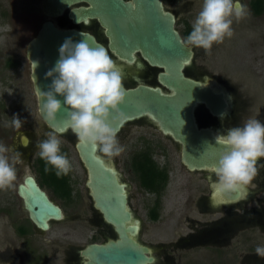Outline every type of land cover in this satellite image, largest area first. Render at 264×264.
<instances>
[{"label": "rangeland", "instance_id": "374dc122", "mask_svg": "<svg viewBox=\"0 0 264 264\" xmlns=\"http://www.w3.org/2000/svg\"><path fill=\"white\" fill-rule=\"evenodd\" d=\"M41 1L0 0V143L11 146L17 151L20 149L19 152L24 153L22 157L24 163L16 165L17 181L15 182V187L8 190H0V240L7 234H13L14 229L11 219L14 220L16 217L26 216V212L16 193L17 184L28 174L39 177L32 159H27L24 155L34 149L37 150V140H43L41 129L44 128V124L42 125L38 112L37 97L30 81L31 68L26 58V51L30 41L38 34L42 23L47 19L41 10ZM190 1L192 3L189 8L198 14L203 0ZM243 1L249 12L251 0ZM183 2L184 0L165 2L166 7L175 13L177 20L180 19L176 23L178 30L183 27L182 19L189 15L183 8ZM54 21L60 26H69L71 23L66 14L59 18H54ZM242 21L245 25L253 27V33L241 37L242 39L231 40L229 46H233L235 41H237L233 49L225 50L215 56L210 55V57H215L216 59L213 61V67L209 71L212 77H208L225 85L234 96V92L228 82L219 79V75L222 72L230 75V82L239 89L237 102L244 104L242 105L244 115H238L237 122L231 121V116H222L219 119L212 117L222 134L226 133L229 128L242 126L244 119L256 118L264 123V59L261 58L264 57V15L251 17L249 14ZM241 22L239 21L238 23ZM72 27L94 33L103 43L108 41L103 27L97 26L95 22L88 25L72 24ZM251 48H254V54H251ZM111 57L116 59L113 54H111ZM9 59L18 60L20 66L16 68L9 67ZM203 62L202 51L197 48V55L192 63H198L202 68ZM147 69L151 73V69L148 66ZM187 71L188 75L195 77L192 74L191 67H188ZM139 82L158 85L157 80L153 76L143 78ZM135 84L125 77V85L131 87ZM22 97L25 98L21 99ZM17 114L22 120L26 121L19 131L11 125V118ZM206 114L207 110L203 106L197 109V116L201 125H205ZM219 120L222 123H219ZM211 122L209 121V125H211ZM53 131L55 130L47 128L45 137L47 138L48 133ZM22 134H32L34 141L30 147H19ZM57 134L61 139V148L68 150L67 156L72 163V171L70 172L72 187L74 191H79L81 196L68 204L65 200L56 196L51 188L43 186L51 198L62 207L64 217L60 221H52L50 230L46 232L39 231L37 237L38 240L42 238L48 240L62 239L63 243L65 241H77L85 246L88 240L91 239V233L84 224L80 223L78 228L82 233L78 236L71 235L70 232L73 229L71 217L76 212H80L84 216L89 209L90 201L86 195L85 188L86 171L75 149L73 136L68 132H57ZM118 138L124 147V151L120 156L110 159L103 153L101 154L117 167L122 181L127 184L130 206L135 217L141 223L138 239L151 247L153 255L156 257V261L152 264H163L166 253L175 255V260L177 261L175 264H232L231 258L233 255H219V253L211 249L216 248V246L209 247L199 241L194 243L196 238L193 236L200 233L202 219L212 218L205 215L207 212L203 213L200 210L198 201L201 194H208L210 180L216 181L214 172L206 170L191 171L184 166L180 158L181 148L179 143L162 133L154 121L148 117L126 123L119 131ZM144 139H148L153 143L156 161L161 166H167L169 170L168 182L163 191V210L158 221L151 220L148 217L147 206L152 204L154 196L144 190L139 183L137 175L128 166L131 155L141 148ZM21 169L23 172L19 173ZM66 232L70 234L64 236ZM238 236L237 234L232 238L229 246H233L236 243ZM186 239L189 240L187 246L184 245ZM177 242L179 244L178 247H173L172 245L177 246ZM162 244H165L167 248L170 246L173 248H171L172 250H163L161 248ZM243 254L242 252L237 255L242 256Z\"/></svg>", "mask_w": 264, "mask_h": 264}, {"label": "water", "instance_id": "95a60500", "mask_svg": "<svg viewBox=\"0 0 264 264\" xmlns=\"http://www.w3.org/2000/svg\"><path fill=\"white\" fill-rule=\"evenodd\" d=\"M126 3L127 0H43L42 11L47 19L27 48L35 92L36 88L48 90L52 78H46V73L55 66L59 49L68 39L74 43L86 40L92 47L102 45L110 56L115 54L129 64L135 63L136 53L141 52L153 67L162 69L158 74L160 84L125 85L127 94L120 106L124 115L113 113L109 123L121 130L130 121L148 117L162 133L179 143L181 160L189 170L213 172L223 146L216 144L219 134L213 128L200 124L197 109L205 106L215 117L228 115L235 100L232 93L228 89L218 90L214 82L188 75L187 68L195 57L193 46L185 44L176 27V15L162 0H136V10ZM66 13L75 25L98 21L108 42L103 43L90 31L60 26L54 21ZM33 62L37 63V68ZM138 64L140 66L141 62ZM58 98L63 104V97ZM38 102L40 116L48 127L73 136L88 169L87 185L95 206L120 232V239L92 243L84 248L81 251L84 261L87 264L154 263L156 257L151 247L133 236L137 233L135 222L138 219L130 206L127 184L120 173L109 167L101 152L90 144L78 143L72 131L71 109L67 105H63L56 120L49 123L41 111L44 101L38 99ZM22 141L26 145L29 139L24 135ZM238 192L223 193L234 200L239 198ZM19 194L31 220L39 228L47 230L53 220L64 217L62 207L51 199L32 174L26 175L19 185Z\"/></svg>", "mask_w": 264, "mask_h": 264}, {"label": "clouds", "instance_id": "9594fccd", "mask_svg": "<svg viewBox=\"0 0 264 264\" xmlns=\"http://www.w3.org/2000/svg\"><path fill=\"white\" fill-rule=\"evenodd\" d=\"M136 10V0L126 3ZM249 15L240 0H203L201 10L192 24L185 44L210 53L214 44H222L234 35L233 21L239 22ZM83 35V33H82ZM35 68L37 63L33 62ZM52 82L47 91L36 88L37 98L44 101L41 107L47 122L56 120L63 105L70 109L72 131L78 143L90 144L108 158L124 151L119 138V128L109 123L113 113L123 117L120 106L125 102L127 89L123 70L100 45L90 46L86 40H66L59 49V59L46 73ZM63 97V104L61 99ZM26 121L19 115L11 118V125L19 131ZM216 144L223 146L217 163L213 166L216 187L221 192L234 193L246 190L258 176L264 164V123L256 118L244 119L242 126L229 128L216 137ZM38 155L46 165L55 169L58 177L72 171V163L61 151V139L56 131L46 139L37 140ZM23 153L0 143V190L15 187L17 164H23ZM45 171H50L48 167ZM256 253L264 257V246Z\"/></svg>", "mask_w": 264, "mask_h": 264}, {"label": "flooded vegetation", "instance_id": "af4514ba", "mask_svg": "<svg viewBox=\"0 0 264 264\" xmlns=\"http://www.w3.org/2000/svg\"><path fill=\"white\" fill-rule=\"evenodd\" d=\"M43 1V0H42ZM41 1V3H42ZM164 5L166 1H174V0H162ZM253 1H250L249 5V14L251 17L253 16H262L264 15V12L261 14H257L254 10L253 6ZM40 3V4H41ZM190 0H184L183 2V8L188 12V16L182 19V24L183 27L182 29L179 30L181 36L183 37L184 41L185 38L190 34L192 30V24L194 20L196 19L197 13L189 8L191 5ZM240 3L245 5V2L243 0H240ZM166 6V5H165ZM167 8V7H166ZM168 9V8H167ZM246 9L247 6H246ZM41 10H42V5H41ZM169 10V9H168ZM171 11V10H170ZM43 12V11H42ZM173 12V11H172ZM174 13V12H173ZM175 14V13H174ZM67 18L70 20L69 26H64V27H72V24H75L74 21L70 18L69 14L66 13ZM177 18V17H176ZM194 19V20H193ZM180 20V19H179ZM177 20V21H179ZM176 21V23H177ZM92 22H95L97 26H101L98 21H91L89 24ZM241 22V20H240ZM57 23V22H56ZM180 23V22H179ZM58 24V23H57ZM86 24V23H83ZM243 21L241 23H238L237 21H233V29H234V35L231 38H225V41L222 44H214L213 48L210 53L206 54L203 49L202 51V56H203V64L202 68L201 65L199 66L198 63H192L191 66V71L192 74L197 77L198 79L202 81H208V82H216L214 79L210 78L212 75L210 74V69L213 67V61H215V57H210V55H217L225 50H231L233 49V46L237 44V41L233 44V46H229V42L232 40L234 41L235 39L244 37L245 35L253 33V27L251 25H243ZM250 24V23H248ZM88 25V24H87ZM264 38V35H263ZM108 39V38H107ZM242 39V38H241ZM108 42V41H107ZM249 46H251L249 44ZM195 56L197 55V48L193 47ZM251 54H254V48L250 49ZM116 59L117 57L115 54H113ZM26 58L28 60V63L31 68L32 72V63L27 57V51H26ZM136 58L137 61L133 64H129L127 60H123L119 58V61L126 62L129 65H132L134 68L139 69L143 68L146 70V76L144 78L154 77L158 84H160L158 80V74L162 70L157 67H153L143 56L141 52L136 53ZM195 58V57H194ZM264 59V57H261ZM138 62H141V65L139 66ZM20 66V63L19 65ZM17 66V67H18ZM148 68L151 69V73L149 72ZM16 68V67H14ZM153 70V72H152ZM188 70V68H187ZM31 72H30V81L32 83V89L34 91L35 96L36 92L34 89L33 85V80L31 78ZM188 73V71H187ZM209 73V74H208ZM210 76V77H208ZM225 76V78H224ZM230 75H227V73H221L219 75V79L222 81L228 82V84L231 86V89L234 92V103H233V108L231 112L228 115L225 116H231L233 122H237L238 115L243 116V106L244 104H241L237 102V96H239V89L237 86L232 84L230 82L231 78L229 77ZM129 79V78H128ZM143 79V78H142ZM131 80V79H130ZM228 80V81H227ZM132 81V80H131ZM136 83L135 85L139 83H144V82H137V81H132ZM25 97H22L23 99ZM23 102V101H22ZM246 105V104H245ZM37 106H38V112H39V102L37 98ZM207 110V114L205 117V125L202 126H208L210 128H213L215 130L217 127V124L214 123V120L212 117L219 119L220 117H215L212 115V113L205 107ZM40 115V113H39ZM222 117V116H221ZM41 118V116H40ZM243 118V117H242ZM241 118V119H242ZM42 120V125L44 126L43 129H41V137L45 139L46 134L45 131L46 129H51L50 127L47 126V124ZM230 120V119H229ZM209 121L211 122V125H209ZM229 122V121H228ZM219 123H222L221 120H219ZM228 124V123H227ZM218 128V127H217ZM27 136L29 141L26 145L23 144L22 137ZM33 137L32 134H22L21 135V143L19 145L20 148H28L33 144ZM74 141V140H73ZM75 145V143H74ZM76 149V146H75ZM20 151V149H18ZM78 155L79 152L76 149ZM153 152L152 156L155 159L154 152L155 149L153 147V143L148 140L144 139L143 144L140 149L135 151L129 160L128 166L130 169L134 172L133 166H132V157L135 155V153H143V152ZM139 153V154H140ZM24 154V153H23ZM27 159H32V161L35 164V161L38 157V149L30 151L29 153H26L24 155ZM80 157V155H79ZM104 158V157H103ZM180 158H181V150H180ZM81 159V157H80ZM105 162H107L108 166L113 168L118 171L117 167L107 158H104ZM156 160V159H155ZM82 161V159H81ZM182 162V160H181ZM83 163V161H82ZM183 163V162H182ZM260 164H264V158H262L259 161ZM84 165V163H83ZM184 165V164H183ZM161 166V165H160ZM185 166V165H184ZM36 167V166H35ZM85 171H86V179H85V188H86V195L89 199V209L87 212L82 216L80 212H76L71 218V224L73 226L72 231L70 232L71 235H76L78 236L82 232L79 230L80 223L84 224V226L87 228V230L91 233L90 237L91 239L88 240L85 246L81 245L79 242H73V241H65L64 243L62 242V239H56V240H48L46 238H42L38 240L37 234L38 232H46L50 230L51 228V223H50V228L47 230H43L39 228L30 218L29 212L26 210L24 206V199L23 197L19 194V185L24 181V179L17 184V189L16 193L18 198L20 199V202L22 204V207L24 211L26 212L25 217H16L14 220L11 219L12 224H13V234H7L5 235L1 240H0V264H87L84 261V255H82L81 251L86 248L89 244L92 243H105L111 239L117 240L120 239V232L118 231L117 227L115 224L109 222L103 215V213L96 208L95 206V201L94 198L91 194V189L87 185L88 181V169L84 165ZM166 167L167 166H162ZM168 169V168H167ZM23 170L21 169L19 173H22ZM119 172V171H118ZM33 175V174H32ZM36 180L38 181L39 185L46 190L42 184L39 181V177H36L33 175ZM25 178V177H24ZM73 188V187H72ZM208 194H201L198 204L200 207V210L205 213L208 217H212L210 219L204 218L202 219L201 222V231L200 233L196 234V242L197 241L203 243L204 245H208L209 247L211 246H216V248H211L215 250L219 255H226V256H232V264H264V257L259 256L256 253V248L258 246H264V169H261L260 173L254 179L251 185L247 187L246 190H239L241 191V195L237 199H229L228 194H225L223 192H216V181L210 180L208 184ZM146 190V189H144ZM147 191V190H146ZM47 192V190H46ZM148 193L152 194L154 199L152 200L155 201L158 197L157 192H151L147 191ZM48 193V192H47ZM49 194V193H48ZM231 194V193H230ZM50 196V194H49ZM79 191H74V188L72 190V201L79 199L80 197ZM163 196L164 193L162 192L161 194V205H160V217L162 214L163 210ZM51 197V196H50ZM52 199V198H51ZM148 205V204H147ZM149 206V205H148ZM206 216V217H207ZM159 217V219H160ZM136 218V217H135ZM158 219V220H159ZM62 220V219H61ZM152 220V219H151ZM154 220V221H158ZM54 221V220H53ZM60 221V220H56ZM133 223V222H132ZM141 225V224H140ZM141 231V229H140ZM140 231L138 234L133 235L136 240L138 239V236L140 234ZM66 232L64 236H68L70 234ZM130 235H132L129 232ZM239 235L236 239V243L233 246H229L231 240L235 235ZM195 241V240H192ZM185 246H187V243L189 242L188 239L185 240ZM245 244V245H244ZM62 245V247H61ZM163 245V244H162ZM161 245V246H162ZM177 246L172 245L173 247H178V242L176 243ZM243 245V246H242ZM173 247H166L165 244L161 247L163 250H172L171 248ZM169 252V251H168ZM244 253L242 256H238L237 254L239 253ZM175 255L174 254H168L166 253L165 259L163 260V264H175L177 261L175 260Z\"/></svg>", "mask_w": 264, "mask_h": 264}, {"label": "trees", "instance_id": "16d2710c", "mask_svg": "<svg viewBox=\"0 0 264 264\" xmlns=\"http://www.w3.org/2000/svg\"><path fill=\"white\" fill-rule=\"evenodd\" d=\"M254 10L257 14L264 12V0L253 1ZM19 65L18 60L9 59V67H17ZM62 153L68 155L66 148H61ZM140 153V152H139ZM135 153L132 157V166L135 174L139 180L140 185L147 191L157 192V199L148 208V217L152 220H158L161 212V194L164 191L168 182L169 170L166 167L160 166V164L153 158V152ZM36 170L39 174V181L42 186H47L53 190L56 196L65 200L66 203H70L72 200V180L70 173L67 176L58 177L55 174V169L51 165H46L45 161L38 155L35 161ZM48 167L50 171H45Z\"/></svg>", "mask_w": 264, "mask_h": 264}, {"label": "bare ground", "instance_id": "6f19581e", "mask_svg": "<svg viewBox=\"0 0 264 264\" xmlns=\"http://www.w3.org/2000/svg\"><path fill=\"white\" fill-rule=\"evenodd\" d=\"M116 64L123 70V73H124V77L126 78H129L131 79L132 81H137L139 82L142 78H144L146 76V70L143 69V68H139V69H136L134 68L132 65H129L127 66L128 64L126 62H123V61H119L118 59H113ZM216 86H217V89L220 90V89H226L227 90V87L225 85H222L220 83H215ZM217 130H215L219 135L222 134L219 130V128L216 127ZM114 169V167H113ZM216 192H221L217 189L216 187ZM238 192V191H237ZM238 196L240 197L241 195V191L238 192ZM136 225H137V233H139L140 229H141V223L139 221V219L137 220V222H135Z\"/></svg>", "mask_w": 264, "mask_h": 264}]
</instances>
